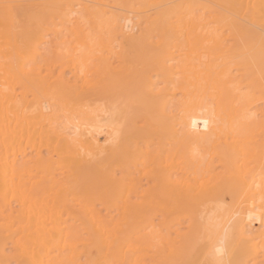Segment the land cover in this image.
<instances>
[{
  "label": "bare ground",
  "instance_id": "1",
  "mask_svg": "<svg viewBox=\"0 0 264 264\" xmlns=\"http://www.w3.org/2000/svg\"><path fill=\"white\" fill-rule=\"evenodd\" d=\"M0 264H264V0H0Z\"/></svg>",
  "mask_w": 264,
  "mask_h": 264
},
{
  "label": "rangeland",
  "instance_id": "2",
  "mask_svg": "<svg viewBox=\"0 0 264 264\" xmlns=\"http://www.w3.org/2000/svg\"><path fill=\"white\" fill-rule=\"evenodd\" d=\"M48 38L51 39V36H48ZM128 100H129V101H128ZM131 100H132L131 97H130L129 99L124 100V105H125V104H126L125 106L129 105L130 102H131ZM6 252H9V249H7Z\"/></svg>",
  "mask_w": 264,
  "mask_h": 264
}]
</instances>
